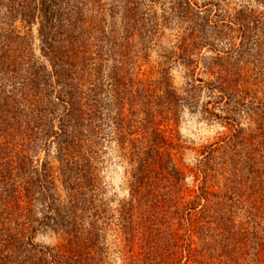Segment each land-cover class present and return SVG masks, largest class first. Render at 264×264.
Here are the masks:
<instances>
[{
  "label": "trees",
  "instance_id": "16d2710c",
  "mask_svg": "<svg viewBox=\"0 0 264 264\" xmlns=\"http://www.w3.org/2000/svg\"><path fill=\"white\" fill-rule=\"evenodd\" d=\"M142 2L122 0L123 43L109 83L112 107L106 113L98 97L97 83L87 75L88 64L80 63L84 50L74 44V37L61 35L45 41L44 52L53 65L51 73L35 64L30 51V74L21 92L14 89L10 103L11 109H15L10 111L13 132L9 142L14 143L15 153L4 166L0 163V264H100L101 254H96L94 241L101 228L97 222L104 223L107 207L99 198L101 185L95 158L100 130L106 125H111L118 144L127 148L130 165L127 171L129 198L118 209L120 225L123 233L130 237L140 226L144 228L141 247L145 251L142 254L145 262L134 264H174L169 260L173 255L169 252L171 240L186 251L190 260L195 262L201 258L198 264H205V252H216L222 259L231 245L229 254L240 249L239 240L235 239L237 227L222 209L208 204V193L203 187L192 200H186L180 193L181 172L172 151L183 145L172 138L168 140L160 128L162 120L156 118L163 114L176 116L178 107L183 103L193 105L197 92L204 87L214 91L209 81L201 85L203 79L192 77L190 66L195 61L196 39L182 36L178 51L171 53L174 60L180 59L187 68L185 95L176 94V88L167 81V67L160 69L159 79L139 78L135 72L136 58L148 49L151 34L159 25L156 18L142 11ZM138 41L144 44L138 46ZM235 52L229 54L235 58L230 69L217 78L222 83L244 77L246 66L250 65L248 69L255 74H260L264 68V62L252 53L240 48ZM244 55L253 60L241 59ZM170 58L167 56L163 62ZM18 98L22 109L17 107ZM257 120V132L250 137L241 136V132L232 133L223 138V146L218 142L215 146H205L202 151L205 160L201 163L214 164L216 153L232 151L241 144L248 149L243 159L252 170L251 160L254 159L261 166L256 173H263L264 105ZM55 121L58 122L56 129ZM139 128L144 133L140 137ZM51 135L53 140L49 141ZM53 143L52 159L56 165L48 160L47 151L41 166H35L30 152H35L37 147L48 149ZM212 169V166L206 168L204 178ZM56 170L58 174L54 175ZM203 199L207 204L200 206ZM182 201L185 204L179 207ZM36 212L39 215L36 216ZM44 229L54 231L67 242L54 246L36 243L35 234ZM213 235L217 241L211 239ZM195 236L200 248L193 246ZM153 245L155 250L152 251ZM231 262L240 264L235 256L231 257ZM219 263L225 264V261Z\"/></svg>",
  "mask_w": 264,
  "mask_h": 264
},
{
  "label": "rangeland",
  "instance_id": "374dc122",
  "mask_svg": "<svg viewBox=\"0 0 264 264\" xmlns=\"http://www.w3.org/2000/svg\"><path fill=\"white\" fill-rule=\"evenodd\" d=\"M141 1L142 11L156 18L159 25L151 34L148 49L136 58L138 77L159 79L162 76L160 69L167 67V81L176 88V94L185 95L187 68L180 59L174 60L171 53L178 51L182 36H192L196 39L193 48L196 62L190 66L192 77L203 79L201 85L209 81L214 87V91L206 87L199 90L195 103L180 105L176 116L163 114V117H156L162 120L160 128L164 136L183 145L172 151L181 172L178 180L182 187L180 193L186 200H192L203 187L208 193V204L222 209L237 227L235 239L239 240L240 249L231 255V245L222 259L216 252H205L203 263L221 264L219 261L222 260L225 264H232L231 257L235 256L240 264H264V171L256 173L261 166L252 159L253 170L250 168L243 159L248 149L241 144L232 151L216 153L214 164L201 163L205 160L202 153L205 146H215L217 142L223 146V138L232 133L241 132V136L250 137L257 132V118L261 105H264V68L260 74H255L248 69L250 65L246 66L244 77L239 80L234 77V81L231 79L226 83L217 78L230 69L235 58L229 54H235L237 48L264 62V0ZM122 5V0H0V163L3 166L15 153L14 143L9 142L13 132L10 111L15 109H11L10 103L14 89L21 92L30 74V51L37 66L50 73L53 70L52 62L44 52L46 40L61 35L75 38L74 44L84 50L80 63L88 64L87 75L97 83L104 113L112 107L109 105V83L123 43ZM147 39L145 35V43ZM142 43L138 41L137 45ZM245 55L241 59L253 60ZM167 56L171 58L164 63ZM195 83L199 84V81ZM18 99L17 107L22 109ZM57 123L54 122V129ZM111 128L106 125L100 130L95 158L101 185L99 198L106 204L107 218L104 223L97 222L101 228L97 231L94 247L96 254H101V258L97 257L100 264L144 263L143 226L130 237L123 233L120 225L118 209L129 198L127 171L130 165L127 148L118 144ZM142 134L143 130L139 128L138 136ZM52 140L51 135L49 141ZM54 145H49L48 149L37 147L35 152H30L33 164L40 167L49 151L48 160L56 165L52 159ZM210 166L213 169L208 170V176L204 178V171ZM57 174L56 170L54 175ZM185 201L180 202L179 207ZM205 203V199L201 200L200 206ZM35 206L37 211L39 206ZM215 238L214 235L211 237L217 241ZM194 240L196 244L193 246L200 248L199 239L195 236ZM34 241L49 246L67 242L50 229L39 230ZM178 247L171 240L169 252L173 255L169 260L174 264H198L201 260H190L186 251Z\"/></svg>",
  "mask_w": 264,
  "mask_h": 264
}]
</instances>
